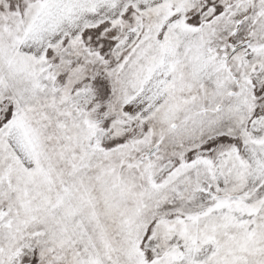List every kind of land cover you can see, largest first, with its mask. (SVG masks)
Returning a JSON list of instances; mask_svg holds the SVG:
<instances>
[{"label":"snow or ice","instance_id":"snow-or-ice-1","mask_svg":"<svg viewBox=\"0 0 264 264\" xmlns=\"http://www.w3.org/2000/svg\"><path fill=\"white\" fill-rule=\"evenodd\" d=\"M0 264H264V0H0Z\"/></svg>","mask_w":264,"mask_h":264}]
</instances>
